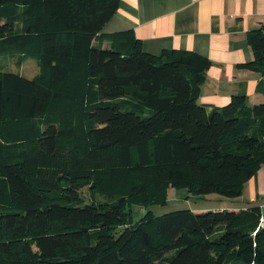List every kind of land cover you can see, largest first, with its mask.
I'll return each instance as SVG.
<instances>
[{"label":"trees","instance_id":"obj_1","mask_svg":"<svg viewBox=\"0 0 264 264\" xmlns=\"http://www.w3.org/2000/svg\"><path fill=\"white\" fill-rule=\"evenodd\" d=\"M120 1L0 0V264H264L259 205L147 209L171 185L241 196L264 165V102L201 104L211 60L105 32ZM247 39L242 66L264 72V26Z\"/></svg>","mask_w":264,"mask_h":264},{"label":"crops","instance_id":"obj_2","mask_svg":"<svg viewBox=\"0 0 264 264\" xmlns=\"http://www.w3.org/2000/svg\"><path fill=\"white\" fill-rule=\"evenodd\" d=\"M262 26L264 0H121L104 30L133 29L153 54L174 48L207 56L212 64L199 102L213 109L233 94L245 95L249 104L264 102V72L242 66L254 58L247 33ZM249 205L261 207L264 225V165L244 184L241 196L221 208Z\"/></svg>","mask_w":264,"mask_h":264},{"label":"rangeland","instance_id":"obj_3","mask_svg":"<svg viewBox=\"0 0 264 264\" xmlns=\"http://www.w3.org/2000/svg\"><path fill=\"white\" fill-rule=\"evenodd\" d=\"M7 70L20 73L26 77L33 78L40 72V67L35 59H27L21 67L15 64L13 58L8 57L6 60ZM83 192L90 197V193L87 187L83 188ZM168 199L165 203H151L147 206V209L152 210L156 215H162L164 213L178 210V209H213L217 210L221 208V204H227L234 198L226 197L217 192H209L197 194L188 187L183 186H169L168 187ZM236 198V197H235ZM144 207L134 206V219H140Z\"/></svg>","mask_w":264,"mask_h":264},{"label":"water","instance_id":"obj_4","mask_svg":"<svg viewBox=\"0 0 264 264\" xmlns=\"http://www.w3.org/2000/svg\"><path fill=\"white\" fill-rule=\"evenodd\" d=\"M145 213H146V211L140 216V218H142Z\"/></svg>","mask_w":264,"mask_h":264}]
</instances>
